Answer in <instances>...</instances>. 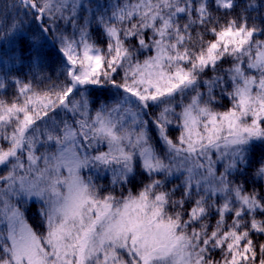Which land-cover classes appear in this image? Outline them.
Instances as JSON below:
<instances>
[{"label": "snow or ice", "instance_id": "snow-or-ice-1", "mask_svg": "<svg viewBox=\"0 0 264 264\" xmlns=\"http://www.w3.org/2000/svg\"><path fill=\"white\" fill-rule=\"evenodd\" d=\"M19 3L42 22L41 34L57 21L73 24L77 8L90 7L81 0ZM258 7L255 0H116L93 14L105 48L89 42L87 22L79 39L61 34L65 79L43 93L15 80V99H0V264H264V151H257L264 145V39H256L264 21L250 23L259 17L249 15ZM213 10L227 19L221 23ZM196 27L203 32L193 37ZM133 39L137 50L155 55L134 60ZM39 47L38 37L30 48L21 41L13 56L21 61ZM228 58L224 75L201 79ZM40 62L33 55L30 67ZM6 80L0 76V90ZM106 87L120 95L90 98V88ZM188 93L176 114L171 101ZM220 95L231 103L222 112L215 108ZM153 107L160 109L154 116ZM60 109L75 118L40 127ZM37 133L56 150L37 155ZM94 142L107 150L89 153ZM90 166L111 170L113 185L133 184L138 175L147 181L117 196L81 174ZM16 196L40 203L43 235L26 223Z\"/></svg>", "mask_w": 264, "mask_h": 264}, {"label": "trees", "instance_id": "trees-1", "mask_svg": "<svg viewBox=\"0 0 264 264\" xmlns=\"http://www.w3.org/2000/svg\"><path fill=\"white\" fill-rule=\"evenodd\" d=\"M73 1V0H71ZM258 1V11H251L249 13L250 17L259 19H252L250 23L261 24L264 21V0H257ZM81 2L85 6L90 7L87 12L84 11L83 8H77V20L73 24H69L67 20L57 21L56 25H52V30L46 34H41L40 28L43 26L42 22L34 18V12L31 10L22 11L21 18H0V30H7L10 27V24L14 23L16 28L8 31L7 35L0 37V76H7L6 84H8L6 90L0 92V99H3L7 102H11L15 99L16 92H17V84L14 83L15 80L23 81L25 83H31L32 87L40 93L46 92L49 87L54 83H60L65 79L63 74V69L65 67L66 57L62 55L60 52V43H59V36L61 34L75 37L79 39V33L77 29L80 27L81 22H87V26L89 28L88 37L90 43H95L96 46L100 48L106 47L105 37L102 34V30L100 26L97 24L96 19H94L93 14L95 13L96 16L106 13L112 5L116 2V0H81ZM70 10V9H69ZM68 11V10H66ZM213 15L220 18V22L223 23L227 17L224 15L223 12H216L213 10ZM181 23H184V18H181ZM51 23V21H49ZM197 32H203V29L200 27L194 28L192 35L193 37L196 36ZM148 33H146L145 39L147 41ZM33 37H38L40 40V47L38 52H30L25 51L22 55V60L18 61L13 56L20 49V42L23 41L27 47H31V39ZM204 40L211 41L214 37L210 34L204 35ZM256 39H264V35H258ZM133 48L135 52L134 60L143 61L146 57L155 55L154 49H136V40H131L129 45ZM33 55L40 56V66L39 69H35L30 67V60ZM231 64V58L225 59L221 64L218 65L215 72L211 70H206L205 73L201 76V79H206L212 75H224V70L228 68ZM253 74H255L256 70H250ZM122 74V73H121ZM50 77V79H49ZM117 80L121 78L120 75L115 77ZM14 79L13 82L10 80ZM91 91V97L94 99H98L100 101H111L114 96L120 95L116 89L111 87H106L105 89L96 88L94 91ZM192 93H188L185 96H176L171 101V106L175 108L176 114H179L181 108L184 104H186L190 98ZM231 106L230 99L226 95L218 96V103L215 105L217 111H225ZM96 110V105H92L89 109L90 112ZM159 108L153 107L150 109V113L154 116L157 112H159ZM66 112L63 109H60L58 113L55 115L54 118L58 119L60 116L64 120V114ZM70 115L68 120H72L74 114L67 113ZM147 118V117H145ZM59 120V121H60ZM59 121L57 124H59ZM180 134L179 124L174 123L169 129V135L171 138L175 139ZM153 140L152 143L157 147L163 148L160 146V142L156 140V133H151ZM41 143L45 141L43 137H41ZM48 141V140H47ZM54 146L53 142H47L46 145ZM43 145V144H42ZM44 146V145H43ZM97 149L99 151H106L107 146L106 143H95L93 147L90 148L89 152L93 153V150ZM258 153L264 151V145H261L257 149ZM104 169L103 166L100 167ZM100 169V170H101ZM113 174V173H112ZM111 173H104L101 174V171L94 177L96 184L103 192H113L117 196L126 194L128 191L135 192L139 187L141 182H146L147 178L143 176H137L136 182L130 185L121 186L119 184L113 185L111 183L112 178ZM172 180V183H178L179 181L173 178H169ZM37 200H31L26 205V210L24 212V216L29 212L31 207L37 208L38 206ZM188 207L187 205L185 206ZM2 224V223H0ZM196 227V225H193ZM3 225L0 227V230H3ZM39 232H41L39 230ZM260 239H264L261 237ZM213 256L216 259L220 258V253L218 250L213 252Z\"/></svg>", "mask_w": 264, "mask_h": 264}, {"label": "rangeland", "instance_id": "rangeland-1", "mask_svg": "<svg viewBox=\"0 0 264 264\" xmlns=\"http://www.w3.org/2000/svg\"><path fill=\"white\" fill-rule=\"evenodd\" d=\"M73 3V1L68 0V4L69 6H71V4ZM255 3L258 5V1L255 0ZM24 7H21L19 0H0V18H21L22 17V11H24ZM11 82L14 81V79L10 80ZM8 86V84H7ZM17 88L19 87V85L17 84L16 86ZM7 88V87H6ZM6 90V89H4ZM4 90H0V92H3ZM70 117L69 114L65 113L64 114V120H68V118ZM62 119L60 116L58 117V119L53 118V120L50 121H45L42 124H40L41 128H52L55 126V124H57V122ZM70 122V120H69ZM38 137H39V133H37ZM41 137H39V139L37 140L36 143V148L38 149L37 155H41V154H47L49 152L55 151L56 150V146H52L50 145H46V143L48 142L47 140L43 141L41 143ZM50 142V141H49ZM44 146H43V145ZM95 144V142H94ZM90 149V148H89ZM88 149V152L90 151ZM158 150L162 151L161 148H157ZM90 153V152H89ZM43 165V161H38V166H42ZM101 168H97L95 166H90V168H84L81 170V174L86 176V177H91L95 182L94 177L98 174L99 171H101V174L104 173H111V170L108 169H101ZM4 171H6V169H4ZM113 175V174H112ZM97 185V184H96ZM13 202H17L18 206L21 208V210L23 212H25L26 210V205L28 204V202H30L31 200H37L35 197L32 198H24L22 199L19 196L13 197ZM41 207L40 203L38 204L37 208L31 207L29 209V212H27L28 214L26 215L27 217L24 216L26 223L32 228L33 231L36 232L37 235H43L46 232V224L45 221L41 218L38 209ZM3 225V227H5V225L2 223L0 224V227ZM39 230L41 232H39ZM125 259H127V256H125Z\"/></svg>", "mask_w": 264, "mask_h": 264}]
</instances>
